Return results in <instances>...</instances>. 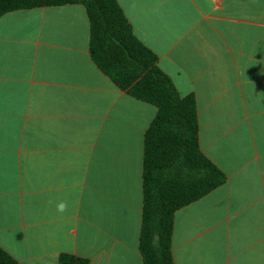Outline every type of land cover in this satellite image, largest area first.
I'll use <instances>...</instances> for the list:
<instances>
[{"label": "crops", "instance_id": "1", "mask_svg": "<svg viewBox=\"0 0 264 264\" xmlns=\"http://www.w3.org/2000/svg\"><path fill=\"white\" fill-rule=\"evenodd\" d=\"M117 2L195 97L200 147L226 177L176 211L175 264H264V0ZM90 40L82 4L0 17V247L21 264H144V136L157 108L96 65Z\"/></svg>", "mask_w": 264, "mask_h": 264}, {"label": "trees", "instance_id": "2", "mask_svg": "<svg viewBox=\"0 0 264 264\" xmlns=\"http://www.w3.org/2000/svg\"><path fill=\"white\" fill-rule=\"evenodd\" d=\"M82 4L91 24L90 53L96 65L130 96L154 105L157 114L144 136L143 216L140 252L144 264H175V213L225 182L203 153L197 103L182 96L159 68L158 56L134 34L117 0H0L5 13L43 6ZM62 264L89 260L62 254ZM0 264H21L0 247Z\"/></svg>", "mask_w": 264, "mask_h": 264}, {"label": "clouds", "instance_id": "3", "mask_svg": "<svg viewBox=\"0 0 264 264\" xmlns=\"http://www.w3.org/2000/svg\"><path fill=\"white\" fill-rule=\"evenodd\" d=\"M67 210V204L65 202H60L57 204V211L63 213Z\"/></svg>", "mask_w": 264, "mask_h": 264}]
</instances>
